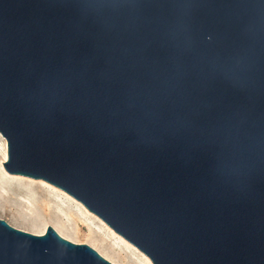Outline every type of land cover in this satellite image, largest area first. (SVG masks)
I'll list each match as a JSON object with an SVG mask.
<instances>
[{
  "label": "water",
  "instance_id": "water-1",
  "mask_svg": "<svg viewBox=\"0 0 264 264\" xmlns=\"http://www.w3.org/2000/svg\"><path fill=\"white\" fill-rule=\"evenodd\" d=\"M11 174L152 264H264V0H0ZM0 264H114L0 218Z\"/></svg>",
  "mask_w": 264,
  "mask_h": 264
},
{
  "label": "bare ground",
  "instance_id": "bare-ground-1",
  "mask_svg": "<svg viewBox=\"0 0 264 264\" xmlns=\"http://www.w3.org/2000/svg\"><path fill=\"white\" fill-rule=\"evenodd\" d=\"M5 149L6 147H4V151H2V158H6ZM5 190L11 191L12 194L9 196L8 194H3ZM37 194L42 196L44 195L47 199V202L44 205L41 204V202L37 203L36 205L32 203V199L36 198ZM16 195H18V197H16ZM19 195L21 196L19 197ZM62 195H66L73 203L77 205V210L80 215L79 217L75 216V213L71 211L70 208L72 204L69 201H65ZM50 196L52 199H55V203L53 202V206L57 208L56 218L59 221L57 225L52 224V226L62 237L74 241L73 238L79 235V231L86 226L85 222L90 221V218L93 217L97 221H99L112 235L118 237L119 240L123 243V246L132 248L136 252L140 253L145 264H151L144 254L136 249L131 243L115 233L98 216L88 210L81 202L73 198L71 195L67 194L65 191L44 180H36L23 175L11 174L5 169H1L0 212H4L7 206L14 207L15 210H17L19 216L24 219V221L28 218L29 215H31V212L28 211L25 206L29 207L31 211L34 210L38 212V219L30 223L25 222L31 233H44L45 227L49 222L45 210H47L48 205L50 208V204L48 203L52 202L51 198H49Z\"/></svg>",
  "mask_w": 264,
  "mask_h": 264
},
{
  "label": "rangeland",
  "instance_id": "rangeland-1",
  "mask_svg": "<svg viewBox=\"0 0 264 264\" xmlns=\"http://www.w3.org/2000/svg\"><path fill=\"white\" fill-rule=\"evenodd\" d=\"M4 147H6V149H5L6 150V158L1 157L2 151H4ZM7 160H8L7 142L2 137V135L0 134V171H1V169L7 170L4 166V162H6ZM47 193H49V192H47ZM3 194H6V195L8 194V196H9L12 193L9 190H5V192ZM20 196L21 195H19V197ZM16 197H18V195H16ZM62 197H63V199H65V201H69L72 204L71 208H70L71 211L73 213H75V216L79 217L80 215H79L78 210H77V205L75 203H73L66 195H62ZM49 198H51V196ZM51 200H52V202H48L50 204V208L48 205L47 210H45L47 213V219L49 222H48L47 226L45 227L44 233H46L48 226H52V224L57 225L59 223V221L56 218L57 208H55L53 206V202L55 203V201H54L55 199L51 198ZM40 202H41V204L44 205L47 202V199L45 198L44 195L42 196V195L37 194L36 198L32 199V203H34V205H36L37 203H40ZM25 207L27 208L28 211L31 212V215H29L28 218L25 219V221H24V219H22L19 216L17 210H15L14 207H10V206H7V208H5V210H4V212H0V218L7 221L13 227H16V228L24 230V231L31 232V231H29V228L27 227V224H25V222L26 223L33 222L36 219H38L39 215H38V212H36L34 210L31 211L29 209V207H27V206H25ZM85 224H86V226L82 230L79 231L80 232L79 235H77L73 238L74 239L73 242L80 243V244L85 243V244L92 246L100 254L102 253L103 254V255L101 254L102 256H104L105 258H107L108 260L113 262L114 264H145L143 257L140 253L136 252L132 248L123 246V243L119 240V238L112 235L95 218L91 217L90 221H88V222L86 221ZM135 248L138 249L137 247H135ZM142 254H144V253H142ZM147 259L152 264V262L150 261V259L148 257H147Z\"/></svg>",
  "mask_w": 264,
  "mask_h": 264
}]
</instances>
